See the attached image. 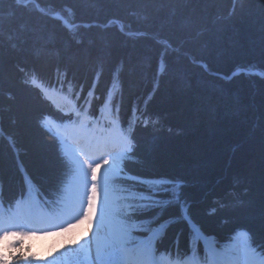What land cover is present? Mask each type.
Returning a JSON list of instances; mask_svg holds the SVG:
<instances>
[{
	"label": "trees",
	"instance_id": "trees-1",
	"mask_svg": "<svg viewBox=\"0 0 264 264\" xmlns=\"http://www.w3.org/2000/svg\"><path fill=\"white\" fill-rule=\"evenodd\" d=\"M107 103L131 134L115 194L143 209L129 212L135 239L165 226L158 253L203 260L204 238L228 248L245 230L264 253V0H0V208L29 184L60 204L77 166L45 117L80 121ZM58 237L8 264H87L74 228Z\"/></svg>",
	"mask_w": 264,
	"mask_h": 264
},
{
	"label": "snow or ice",
	"instance_id": "snow-or-ice-1",
	"mask_svg": "<svg viewBox=\"0 0 264 264\" xmlns=\"http://www.w3.org/2000/svg\"><path fill=\"white\" fill-rule=\"evenodd\" d=\"M131 142L122 150L116 157L110 161L108 158H103L99 163H89L87 168L91 170V187L90 191H86L87 196L86 206L83 209V214L76 223L87 222L89 230L92 229L94 218L96 220L98 237L96 243V259L101 260L102 256L108 257L106 264H120V257L127 253V246L133 242L131 230L139 227L133 222V216L129 212H139L142 208H133L131 203L126 202V197H116L114 193L118 191L117 184L123 183L120 179L124 169V160L129 153L132 152ZM83 170V165H81ZM103 170V177L100 178L98 173ZM84 183L87 185V172L84 171ZM142 183V181H141ZM129 194H133L131 188L125 189ZM101 192L103 198L101 199ZM83 203V199L81 200ZM74 224L62 228L61 231H68L69 227H74ZM108 229L106 238H101L99 233ZM8 232V231H5ZM141 255L143 261H138L137 264H147V257L150 255V249H145ZM26 259V257H24ZM102 264H105L102 261Z\"/></svg>",
	"mask_w": 264,
	"mask_h": 264
},
{
	"label": "bare ground",
	"instance_id": "bare-ground-1",
	"mask_svg": "<svg viewBox=\"0 0 264 264\" xmlns=\"http://www.w3.org/2000/svg\"><path fill=\"white\" fill-rule=\"evenodd\" d=\"M65 102L64 99L60 100V103L63 104ZM51 125L53 129L56 128V124L50 120ZM84 134L80 133L77 130L74 131H68V133L65 136V143H66V151L80 164L79 171L77 173V176L72 184L71 193L68 196L67 203L70 207L71 211V217L75 218L76 220H79L80 217L83 214V209L86 206L87 196L84 195L86 191L90 188V183L88 182L87 185L84 183V171L87 172V180L89 177V171L90 169L87 168L86 163V154L85 151H91L89 150V146L87 145L86 140L88 138H85L83 136ZM73 138L77 139V142L74 141ZM115 139V136L113 137ZM110 152L111 157L110 161H112L116 155H118L121 152L120 145H115L113 149H110L108 153ZM81 165H83V170H81ZM99 175V173H98ZM83 199V203L81 200ZM96 220H98V216L94 218V223L92 225V229L89 230V225L87 222L84 223H78L80 227L81 233L84 235V241L86 243L87 249L90 253V255L94 258H96V243H97V237H98V230H97V224ZM36 222V221H35ZM109 230L106 228L104 232L99 233L100 237L106 238L108 235ZM239 240L235 243V250L237 251V263L236 264H264V256L260 257L255 254H251L249 248L247 245H244L241 247L239 245ZM137 264V263H135Z\"/></svg>",
	"mask_w": 264,
	"mask_h": 264
},
{
	"label": "clouds",
	"instance_id": "clouds-1",
	"mask_svg": "<svg viewBox=\"0 0 264 264\" xmlns=\"http://www.w3.org/2000/svg\"><path fill=\"white\" fill-rule=\"evenodd\" d=\"M44 236L50 235L48 233L43 234ZM51 235H56L55 233ZM37 238V234L31 232H17L8 231L0 233V264H8L11 260L12 255L10 253L19 252L22 256L27 257L30 252V241ZM19 240L21 242L19 248H10V242ZM37 255V253H32Z\"/></svg>",
	"mask_w": 264,
	"mask_h": 264
},
{
	"label": "rangeland",
	"instance_id": "rangeland-1",
	"mask_svg": "<svg viewBox=\"0 0 264 264\" xmlns=\"http://www.w3.org/2000/svg\"><path fill=\"white\" fill-rule=\"evenodd\" d=\"M103 172H102V174L100 175L101 176V178L103 177ZM74 180V179H73ZM72 180V181H73ZM71 185L69 186V193H68V196H69V194L71 193ZM68 196H67V198H68ZM66 198V199H67ZM103 197L101 196V199H102ZM65 202V207H64V209H63V211H62V213H63V216H67V215H69V219H70V210L68 209V204H66V200L64 201ZM25 203H26V205H27V202H24V205H25ZM31 206H32V209L35 207L36 208V204L33 202L32 204H30ZM41 211V210H40ZM43 215H46V216H48V213L47 212H45V213H43ZM57 217H59L58 215H57ZM70 220H73V219H70ZM75 226L78 228V226H77V224H75ZM20 229H22V230H20L19 232H31V233H35V234H37V238H34L35 240H36V242H37V246H39L41 249H43L44 248V243H45V241H46V236H44V235H42V234H40L41 232H38V231H34V230H27L26 229V227L23 225ZM81 239H82V242L85 244V241H84V235L81 233ZM239 239V241H242V237H239L238 238ZM242 243V245H243V242H240V244ZM137 251H139V253H138V256L137 257H135L136 258V260L135 261H143V259H144V257L141 255V253L144 251V249L143 248H141V247H139V248H135V252H137ZM87 252H88V250H87ZM230 252V251H229ZM89 253V252H88ZM215 253L217 254L216 255V258L217 257H219V261H221L223 264H224V262L226 263V262H233V258L232 259H230L229 260V258L231 257V254L230 253H228V252H223V254L221 253V252H219V251H215ZM221 256H220V255ZM90 256V255H89ZM90 258H91V256H90ZM102 261H104V260H100L99 262H97V260L94 258V257H92L91 258V262H92V264H100V262H102ZM164 264H165V262H164Z\"/></svg>",
	"mask_w": 264,
	"mask_h": 264
},
{
	"label": "water",
	"instance_id": "water-1",
	"mask_svg": "<svg viewBox=\"0 0 264 264\" xmlns=\"http://www.w3.org/2000/svg\"><path fill=\"white\" fill-rule=\"evenodd\" d=\"M57 14H58V12H57ZM238 71H235L233 74H230L229 76H233L235 73H237Z\"/></svg>",
	"mask_w": 264,
	"mask_h": 264
}]
</instances>
